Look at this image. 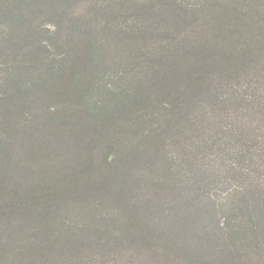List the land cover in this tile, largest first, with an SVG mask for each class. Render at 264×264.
Wrapping results in <instances>:
<instances>
[{"label": "trees", "instance_id": "trees-1", "mask_svg": "<svg viewBox=\"0 0 264 264\" xmlns=\"http://www.w3.org/2000/svg\"><path fill=\"white\" fill-rule=\"evenodd\" d=\"M0 264H264V0H0Z\"/></svg>", "mask_w": 264, "mask_h": 264}]
</instances>
